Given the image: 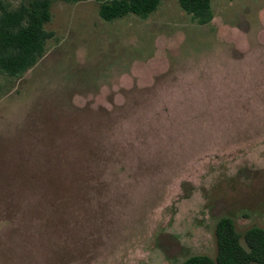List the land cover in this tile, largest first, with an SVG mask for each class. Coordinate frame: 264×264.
I'll use <instances>...</instances> for the list:
<instances>
[{"label":"rangeland","instance_id":"374dc122","mask_svg":"<svg viewBox=\"0 0 264 264\" xmlns=\"http://www.w3.org/2000/svg\"><path fill=\"white\" fill-rule=\"evenodd\" d=\"M211 7L53 4L0 92V264H179L215 256L221 217L264 228V0Z\"/></svg>","mask_w":264,"mask_h":264},{"label":"trees","instance_id":"16d2710c","mask_svg":"<svg viewBox=\"0 0 264 264\" xmlns=\"http://www.w3.org/2000/svg\"><path fill=\"white\" fill-rule=\"evenodd\" d=\"M14 1V2H13ZM57 1L81 0H0V92L8 83L19 79L44 54L53 32L45 28L51 20V8ZM98 15L114 21L128 15L147 18L161 0H94ZM180 8L199 25L213 18L212 0H177ZM3 87H6L3 90ZM216 254H195L179 264H264V228L251 226L241 235L233 219L225 216L214 228ZM243 239V243H241Z\"/></svg>","mask_w":264,"mask_h":264}]
</instances>
